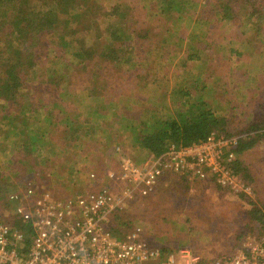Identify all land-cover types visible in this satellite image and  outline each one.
I'll use <instances>...</instances> for the list:
<instances>
[{
	"label": "rangeland",
	"instance_id": "1",
	"mask_svg": "<svg viewBox=\"0 0 264 264\" xmlns=\"http://www.w3.org/2000/svg\"><path fill=\"white\" fill-rule=\"evenodd\" d=\"M95 1L110 11L101 19L104 33L96 32L102 41L108 21L116 18L113 11L130 6L133 11L128 14L135 23L143 24H137V29L149 30L148 38L130 45L132 52L124 68H113L108 61L101 60L105 69L98 70L99 61L95 59L79 70V60L70 57L76 66L64 75L66 83L62 88L67 86L66 92H55L60 96V107L53 110L56 104L44 100L45 113L26 107L20 116L18 122L32 119L36 126H30L44 129V139L34 143L30 154L22 142L17 143V128L10 130L8 124L0 128V185L4 186L0 205L8 210L0 209V221L12 215L5 203L15 206L12 197L28 186L56 198L95 193L109 186L117 190L120 183L116 176L125 162L144 165L153 158L139 147L137 134L125 130L118 137L116 127L124 108L131 110L132 116L121 123V129L128 123L140 133L161 121L179 119V114L186 110L184 103L190 105L199 100L217 116L230 119L224 128L228 133H238L241 119L235 114L236 110L243 111L244 120L245 109H241L244 106L240 100L248 94L246 87L251 91L264 90V13L247 18L236 6L235 22L225 19L208 26L206 18L200 21L194 14L188 20L174 13L162 16L163 0ZM201 1L191 0L188 5L193 7L192 13L205 11ZM208 1L222 11L219 5L223 0ZM93 33L84 38L79 33L78 37L91 47L96 41ZM51 60L57 63L54 58ZM133 63L137 64L129 68ZM45 66L51 68V63L42 69ZM32 85L36 89L29 93L37 101L50 87L56 91L51 85L37 87L35 77ZM86 86L94 87L95 93ZM24 101L30 105L29 96ZM18 122L15 127L20 125ZM27 156L24 162L22 157ZM260 172L258 169L253 176L252 199L211 185L189 189L174 181L173 187L158 189L152 196L136 201V206L131 204L125 216L128 226H121V231L126 229L128 234L131 229L136 230L141 238L167 255L188 250L199 255L204 264L235 253L246 238L259 240L264 236V188L257 179Z\"/></svg>",
	"mask_w": 264,
	"mask_h": 264
},
{
	"label": "trees",
	"instance_id": "2",
	"mask_svg": "<svg viewBox=\"0 0 264 264\" xmlns=\"http://www.w3.org/2000/svg\"><path fill=\"white\" fill-rule=\"evenodd\" d=\"M163 1L165 7L160 12L162 16L174 13L176 16L181 15L183 19L188 20L191 19V14H194L198 15L200 21L202 18H206L205 22L208 26L216 23L220 24L225 19L235 22L238 14L233 10L236 6L247 18L264 13V0H223L221 5H219L222 7L221 12L209 5L208 0H202L201 3L205 11L194 13L191 10L193 7L189 6L191 0ZM129 11H133L131 6L130 8H124L123 11L117 9L113 11L116 14V18L109 20L110 22L108 21L109 25L106 35H101L104 38L102 41L98 34L96 35V32L100 35L101 19L108 15L110 11L103 5L96 3L95 0H0V128L7 124L11 128L10 130L17 128L14 136L17 135V143L22 142L28 148V154H30L31 148L38 139H44V129H34L30 126L32 124L36 126L32 119H23L22 122H18L20 121V116L26 107H31L34 112L36 111L35 113H39V109L42 113H45V106L47 105L44 100H51V103L56 104V106H53V110L60 107L62 104L58 103L60 96L55 94V92L57 90L66 92L67 86L66 89L62 88L66 83L64 75L72 71L73 66H76L71 62L70 57L79 60L77 67L79 70L84 69L85 64L91 63L95 59L99 61L98 68L100 69L98 70L105 69L100 63L101 60L103 62L108 61L113 68H124V65L128 64V59L132 52L130 45L133 42L140 43L141 40L148 38L149 30L145 27L137 29L136 25H141L142 23H135L132 15L128 14ZM212 20L216 22L213 23ZM197 21L194 22L201 24ZM91 32H94L93 41L96 39L94 45L97 44V47L94 45L89 47L87 45H90V43L86 44L83 43L84 40L82 41ZM79 33L83 34V38L78 37ZM166 42L167 39L165 38L164 43ZM58 46L62 48V51L59 52L60 48H57ZM52 58L57 63L51 62ZM48 60L49 62H47ZM46 63L48 65L51 63V68L45 66L42 69ZM133 64L132 66L128 65V67H133L137 63ZM98 72L97 74L99 75ZM34 77L38 84L37 87H40V85H51L56 91H51L50 87L46 94L43 93V98L41 97V100L37 101L33 94L30 95L29 93L30 90L36 89V86L32 85ZM94 77H96L95 74ZM86 88H89L91 93H95L94 87L86 86ZM34 94L39 95L40 93ZM28 96L30 105L24 103L25 98ZM197 101L190 103V105L184 103L186 110L179 114L181 116L179 119L161 121L156 126L152 125L151 128H145V131L141 130L140 133H137L136 127L128 123L121 129V123L132 116L131 110L124 108L121 112L122 117L116 127L118 137H121L125 130L131 131L132 134H137L139 136L137 139L139 147L156 157L161 155L171 144L190 145L201 142L213 132L225 136L247 134V138L242 139L239 143L237 157L233 162V170L252 188V184H254L253 175L250 174L240 157L243 150L252 148L258 142L259 138L257 139L256 136L260 137L259 129L249 128L238 133H228L224 129L229 123L228 119L217 116L211 109L206 108L203 102ZM79 113L83 114V111L79 110ZM102 120H104L102 122H106L107 119L102 118ZM16 122L20 124L18 127L14 126H17ZM53 125L54 123L47 126V129L45 128L46 131ZM4 138H7L6 135ZM28 157H22L24 162L26 161L25 158ZM183 180L189 185V182H186L185 179ZM14 186L16 187V185ZM3 188L4 186L0 185V191H3ZM218 188L223 189L219 186ZM252 192L255 191L252 190ZM243 196L252 199L250 198L251 196ZM5 205L11 209V212L10 210L9 212L12 215L0 222L10 224L31 235L30 225L27 222H23L15 214V206L9 202H6ZM0 209H3L4 212L8 211L1 205ZM127 213L128 210L124 208L112 215L107 227L113 235L123 237L127 234L126 229L121 231V226H128V223L125 222ZM1 216L2 214H0V219ZM258 220L260 221L261 218ZM130 227L129 225L128 228L130 229ZM29 243L30 240L28 238L27 245Z\"/></svg>",
	"mask_w": 264,
	"mask_h": 264
},
{
	"label": "built area",
	"instance_id": "3",
	"mask_svg": "<svg viewBox=\"0 0 264 264\" xmlns=\"http://www.w3.org/2000/svg\"><path fill=\"white\" fill-rule=\"evenodd\" d=\"M247 136L213 132L201 142L171 144L144 165L125 162L116 176L117 190L109 186L56 198L33 186L24 188L12 199L15 214L30 225L31 235L0 222V264H202L203 259L188 250L167 255L136 230L117 237L107 226L116 211L155 194L168 174L189 184L213 182L234 195L252 196L251 186L233 170L239 143ZM209 264H264V236L246 238L238 251Z\"/></svg>",
	"mask_w": 264,
	"mask_h": 264
},
{
	"label": "crops",
	"instance_id": "4",
	"mask_svg": "<svg viewBox=\"0 0 264 264\" xmlns=\"http://www.w3.org/2000/svg\"><path fill=\"white\" fill-rule=\"evenodd\" d=\"M259 78H260V76H259ZM260 80H261V78H260ZM246 88L248 89V94L242 96L241 97L242 99L240 100L243 102V106H244L241 109H245L244 120H242L243 117L241 116V113L243 111L241 112L240 110H236V114H235L239 118V120L241 119L239 122V124H240L239 131L246 130L249 128H258L259 133H260L259 134L260 137L256 136L257 139L259 138L258 142L252 148L247 149V150H243L240 158L243 161L244 165L248 168L251 175L254 176L255 173L258 171V169H260L261 172L259 175H257L258 176L257 179H258V183L264 188V90L263 89L262 90L261 89H255V91H251V89L249 87H246ZM252 103H254V104L252 105ZM246 104H249V105H246ZM234 116L232 115V118H234ZM228 120H230V119H228ZM234 120H235V118L232 119L233 122H234ZM256 169H257V171H256ZM174 181H180L181 183H183V185L185 187H187L189 189H191L193 187L195 188L196 185H199V186L200 185H206L209 187L211 185L212 187H216V188L218 187V185L216 186V184L213 182H211V183L210 182H200V183L195 182L193 184L187 185L184 182L183 178H181L180 176L168 174V175H165L164 177H162L161 180L159 181L158 186H157V191H158V189L159 190L165 189L170 185H171V187H173L172 182H174ZM217 189L228 191L226 189H221V188H217ZM229 193H231V192H229ZM231 194H233V193H231ZM143 199H146V198H143ZM143 199L138 198L137 200H135V202H130L126 206L125 209H128V207L130 208L131 204H134V203H135L134 206H136L139 203L136 201L143 200ZM263 208H264V206H263ZM176 224H177V222H176ZM180 224H182V223H180ZM152 245L154 246V244H152ZM155 247H156V245H155Z\"/></svg>",
	"mask_w": 264,
	"mask_h": 264
}]
</instances>
